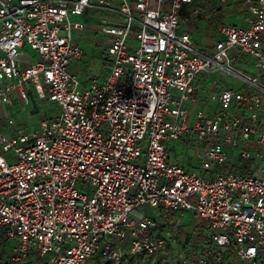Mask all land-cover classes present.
Listing matches in <instances>:
<instances>
[{
  "label": "built area",
  "instance_id": "2783aa9c",
  "mask_svg": "<svg viewBox=\"0 0 264 264\" xmlns=\"http://www.w3.org/2000/svg\"><path fill=\"white\" fill-rule=\"evenodd\" d=\"M193 1L0 0V106L31 89L54 110L0 127V264H264V0L210 53L182 29ZM91 14L103 72L81 77ZM216 72L245 86L191 117ZM189 137L198 164L177 152Z\"/></svg>",
  "mask_w": 264,
  "mask_h": 264
},
{
  "label": "crops",
  "instance_id": "0c3cea01",
  "mask_svg": "<svg viewBox=\"0 0 264 264\" xmlns=\"http://www.w3.org/2000/svg\"><path fill=\"white\" fill-rule=\"evenodd\" d=\"M195 1L197 0H194L193 3L186 5L182 11V14H190L192 8L194 7H199L200 10H202V12L199 15V17L193 18L192 22L183 25L182 29L190 33L193 41L204 52L210 53L213 50V46L215 42L218 39H220L221 35L219 33V28L222 24L233 23L239 26H244L246 24L245 17L248 15V12L244 7V0H228V2L225 4L227 5L226 6L227 8H230L227 10V13L234 16L235 22L224 21L223 18H221L220 14L218 13V9H220V7L223 5L220 4L218 0H202L201 4L199 5L195 4L196 3ZM235 7H239L237 9L238 13H235L236 12ZM98 16L99 14L97 15L91 14L89 16L84 17V21H86L85 31L94 34L95 28L97 27V23H98L95 17ZM80 40L81 38H79L77 41L81 43ZM31 57L34 60L38 58V56L35 53H32ZM70 69L78 73L80 71L79 63L76 62L72 64L70 66ZM225 77L231 78L233 83L232 84L227 83V80L224 79ZM195 83L201 86L203 90L201 91L200 98L198 99V101H196L190 107L191 117H193L195 110L198 108L203 109L206 114H210L214 110L215 103L211 101V99H209V95L211 94L212 91L220 89L222 87H231L235 89H240L245 86L240 79L225 76L221 72H216L213 74H200L196 77ZM13 100H17L18 102L20 101L19 98H17L16 96L14 97ZM31 102L32 101L30 95V104ZM0 127L7 132H16L18 129H21V128H12L4 124H0ZM177 146H179V148L180 147L182 148V149L180 148L181 152H183L184 149L187 148V144H182ZM176 158L180 159V156L178 155L176 156ZM171 159H174V157L171 156ZM181 160L184 161L182 157ZM184 162L187 163V161ZM245 165L246 162L245 163H243V161L240 162V167H241L240 171H246L244 170Z\"/></svg>",
  "mask_w": 264,
  "mask_h": 264
},
{
  "label": "rangeland",
  "instance_id": "374dc122",
  "mask_svg": "<svg viewBox=\"0 0 264 264\" xmlns=\"http://www.w3.org/2000/svg\"><path fill=\"white\" fill-rule=\"evenodd\" d=\"M195 2V4L199 5L201 4L202 0H197ZM226 6L227 5L221 6L220 9H218V13L224 21L235 22L234 16L227 13V10L230 8H227ZM238 8L239 7H235V13H238ZM84 17H86V15ZM95 18L98 22L99 16ZM84 31L83 38H81L80 40V44H82L85 53L83 57L78 60L80 67V71L78 72V74L81 77H84L87 73L95 75L102 74L103 68L101 66V59L103 57V49L100 45L95 42V35L93 33H88L87 31ZM25 48L28 50L29 54L32 55L33 51H31L28 47ZM224 79L227 80V83L229 84L233 83L231 78L225 77ZM174 92L175 94H179L178 91ZM30 94L32 102L31 104H29L28 107H23L17 100H13V103L11 105H1L0 124L8 125L12 128H21L27 131H32L34 127L39 124L42 117H48L49 115H52L54 113L53 104L51 102H46L44 98L37 97L34 91L31 89ZM9 118L13 120L11 124L8 123ZM183 144H192V146L191 148L184 149L183 152H181L178 148L177 152L181 154V157L184 161H187V163L198 164L200 161V155L195 153L194 147L197 146L194 143L193 137H189L187 140L183 141ZM187 153H189L190 156L187 155ZM243 163H245V161H243ZM214 165L216 168H221L224 166V164L217 163H215ZM79 187L90 188L83 183H79Z\"/></svg>",
  "mask_w": 264,
  "mask_h": 264
},
{
  "label": "trees",
  "instance_id": "16d2710c",
  "mask_svg": "<svg viewBox=\"0 0 264 264\" xmlns=\"http://www.w3.org/2000/svg\"><path fill=\"white\" fill-rule=\"evenodd\" d=\"M201 12H202V10H201ZM222 168H223L224 170H233V168H232L231 166H229V165H224ZM189 228H190V225H187V226H184V227H183V230L186 231V230H188Z\"/></svg>",
  "mask_w": 264,
  "mask_h": 264
}]
</instances>
